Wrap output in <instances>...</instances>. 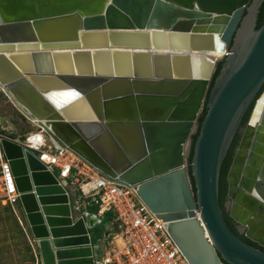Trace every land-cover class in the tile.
I'll use <instances>...</instances> for the list:
<instances>
[{"label":"water","instance_id":"1","mask_svg":"<svg viewBox=\"0 0 264 264\" xmlns=\"http://www.w3.org/2000/svg\"><path fill=\"white\" fill-rule=\"evenodd\" d=\"M263 1L0 0V87L59 147L136 187L189 264H264ZM239 131L224 209L258 247L219 204ZM25 143L0 130L40 264H94L102 219Z\"/></svg>","mask_w":264,"mask_h":264},{"label":"built area","instance_id":"2","mask_svg":"<svg viewBox=\"0 0 264 264\" xmlns=\"http://www.w3.org/2000/svg\"><path fill=\"white\" fill-rule=\"evenodd\" d=\"M35 126L42 136L41 141L37 140L34 146L31 143L25 145L55 173L70 192L72 200L74 197L73 205L78 214L87 211V200L98 205L97 213L93 215L102 219L106 212L113 214L112 223L105 225L110 226L108 236L103 235L98 240L101 253L94 264H189L170 237L167 223L139 200L136 187L102 176L72 151L57 146L41 127ZM0 190L6 204L22 224L17 208L19 193L9 165L2 156Z\"/></svg>","mask_w":264,"mask_h":264},{"label":"rangeland","instance_id":"3","mask_svg":"<svg viewBox=\"0 0 264 264\" xmlns=\"http://www.w3.org/2000/svg\"><path fill=\"white\" fill-rule=\"evenodd\" d=\"M0 130L17 137L37 131L35 124L22 114L9 96L2 93L1 87ZM34 249L35 243L25 224L23 221L20 224L18 216L10 211L0 190V264H40Z\"/></svg>","mask_w":264,"mask_h":264},{"label":"trees","instance_id":"4","mask_svg":"<svg viewBox=\"0 0 264 264\" xmlns=\"http://www.w3.org/2000/svg\"><path fill=\"white\" fill-rule=\"evenodd\" d=\"M264 22V1L263 3L261 4L260 8H259V12L257 14V20H256V26H255V29H258L262 23ZM220 69V64L217 66L216 68V71H215V74H214V77L217 75L218 71ZM205 113V110L203 111V114ZM247 115L246 114L243 119H242V122L240 124V126L242 127L244 125V123L246 122V119H247ZM202 118V117H201ZM201 118L199 119V123L201 121ZM198 133V131H197ZM197 133L193 136V141L197 135ZM239 136H240V133H236L230 146H229V149L224 157V160L222 162V165H221V169H220V175H219V204H220V207L223 211V215H224V218L225 220L227 221V224L229 225L230 229L235 233L237 234L243 241H245L246 243L250 244V245H253L255 246V244L249 242L247 239L244 238V236L242 234H238L237 230H236V225L235 223L232 222V220L228 217V214L227 212L225 211L224 209V204H225V201H226V183H225V176L227 174V171H228V168H229V165H230V162H231V159H232V156H233V152H234V149L236 148V145H237V142H238V139H239ZM192 145H193V142H192ZM192 146H191V151H190V155H189V158H188V161L190 162V159H191V155H192ZM8 206V205H7ZM10 211L11 208L10 206H8ZM85 209L91 213V214H96L97 213V210H98V205L90 202L89 200H87V204H86V207ZM13 212V211H12ZM112 220H113V214L112 212H106L103 217H102V222L100 224H98L96 227H95V235H96V238L95 240H99L103 237L104 235V226L105 225H108V224H111L112 223ZM264 250V249H262Z\"/></svg>","mask_w":264,"mask_h":264},{"label":"bare ground","instance_id":"5","mask_svg":"<svg viewBox=\"0 0 264 264\" xmlns=\"http://www.w3.org/2000/svg\"><path fill=\"white\" fill-rule=\"evenodd\" d=\"M209 54H211L212 56H214L216 59H220V58H222L223 55H225V53H215V52H211V53H209ZM1 91H2V93L6 94V93L4 92L3 89H1ZM26 118H27L30 122H32V123L35 124V122H34L33 120L29 119L28 117H26ZM35 125H36V124H35ZM41 139H42V136H41V134H40L38 131L31 132V133H29V134H27V135L25 136V142H26V143H31L32 146H34V145L37 144V140H40V141H41ZM56 145H57V144H56ZM57 146H58V145H57Z\"/></svg>","mask_w":264,"mask_h":264},{"label":"crops","instance_id":"6","mask_svg":"<svg viewBox=\"0 0 264 264\" xmlns=\"http://www.w3.org/2000/svg\"><path fill=\"white\" fill-rule=\"evenodd\" d=\"M73 200H74V197H73ZM19 217H20V214H19ZM21 218V217H20ZM97 244H99V242L97 243ZM100 253H101V251H100V249L98 250V255H100Z\"/></svg>","mask_w":264,"mask_h":264},{"label":"flooded vegetation","instance_id":"7","mask_svg":"<svg viewBox=\"0 0 264 264\" xmlns=\"http://www.w3.org/2000/svg\"><path fill=\"white\" fill-rule=\"evenodd\" d=\"M238 133H240V131L238 132ZM236 230H237V228H236ZM237 232H238V230H237ZM239 234V233H238ZM255 247H258L256 244H255ZM260 249H262V248H260ZM264 251V250H263Z\"/></svg>","mask_w":264,"mask_h":264}]
</instances>
